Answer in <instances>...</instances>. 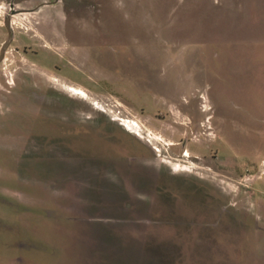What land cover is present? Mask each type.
Wrapping results in <instances>:
<instances>
[{
  "label": "rangeland",
  "instance_id": "374dc122",
  "mask_svg": "<svg viewBox=\"0 0 264 264\" xmlns=\"http://www.w3.org/2000/svg\"><path fill=\"white\" fill-rule=\"evenodd\" d=\"M0 264H264V0H0Z\"/></svg>",
  "mask_w": 264,
  "mask_h": 264
},
{
  "label": "flooded vegetation",
  "instance_id": "af4514ba",
  "mask_svg": "<svg viewBox=\"0 0 264 264\" xmlns=\"http://www.w3.org/2000/svg\"><path fill=\"white\" fill-rule=\"evenodd\" d=\"M44 5H46V2H41V3H39L38 5H36V6H34V7H32V8H15L14 6H13V4H11V6H10V14H8L7 16L9 17V19H10V23H11V15L12 14H22V13H24V12H34V11H36V9H38L40 6H44ZM5 25V24H4ZM5 28H6V30H7V38H6V40L8 39V36H9V32H8V29H7V27L5 26ZM6 40H5V42H6ZM12 40V32H11V29H10V41ZM9 41V42H10ZM4 42V43H5ZM3 43V44H4ZM8 45V44H7ZM7 45H6V47H7ZM2 47V46H1ZM1 49V48H0ZM5 53H6V48H5ZM5 53H4V55H5ZM4 58V57H3ZM3 60V59H2ZM1 62V61H0Z\"/></svg>",
  "mask_w": 264,
  "mask_h": 264
},
{
  "label": "water",
  "instance_id": "95a60500",
  "mask_svg": "<svg viewBox=\"0 0 264 264\" xmlns=\"http://www.w3.org/2000/svg\"><path fill=\"white\" fill-rule=\"evenodd\" d=\"M4 24L5 26L7 27L8 29V32H9V36H8V39L6 40V42L2 45L1 49H0V61H2L3 57H4V53H5V48H6V45L9 43L10 41V19L8 16L5 17L4 19Z\"/></svg>",
  "mask_w": 264,
  "mask_h": 264
}]
</instances>
